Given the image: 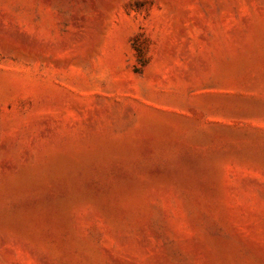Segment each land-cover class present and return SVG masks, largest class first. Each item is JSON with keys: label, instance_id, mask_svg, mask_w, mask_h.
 Wrapping results in <instances>:
<instances>
[{"label": "rangeland", "instance_id": "374dc122", "mask_svg": "<svg viewBox=\"0 0 264 264\" xmlns=\"http://www.w3.org/2000/svg\"><path fill=\"white\" fill-rule=\"evenodd\" d=\"M0 264H264V0H0Z\"/></svg>", "mask_w": 264, "mask_h": 264}]
</instances>
